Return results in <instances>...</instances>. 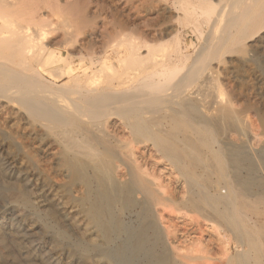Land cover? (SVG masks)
<instances>
[{
  "label": "bare ground",
  "instance_id": "6f19581e",
  "mask_svg": "<svg viewBox=\"0 0 264 264\" xmlns=\"http://www.w3.org/2000/svg\"><path fill=\"white\" fill-rule=\"evenodd\" d=\"M148 1L170 3V32L133 33L142 0L134 16L111 1L112 33L93 0H0V123L25 184L5 201L40 208L83 264H264V126L244 90L264 79V0ZM2 234L64 264L48 231L42 254L14 225L10 264Z\"/></svg>",
  "mask_w": 264,
  "mask_h": 264
},
{
  "label": "rangeland",
  "instance_id": "374dc122",
  "mask_svg": "<svg viewBox=\"0 0 264 264\" xmlns=\"http://www.w3.org/2000/svg\"><path fill=\"white\" fill-rule=\"evenodd\" d=\"M111 1H118V5L121 4V6H125L124 14H129V16L130 15L134 16V14L136 13L133 7V4H135L136 0H120V1L119 0H107V1L106 0H93L94 5L97 4V6L101 8V17L98 18V24L99 26L101 25L105 26L109 33H112L115 28V17L113 16L114 6L111 3ZM140 5H141L140 11L142 12V15L141 17L137 18L134 28H132L134 29V31L139 28L140 29L139 31L141 32L143 31L145 33H149V32L157 33L159 30H162L164 32H170L173 29L172 27L176 22L175 21L176 13L174 10H172L173 8L171 7L170 3L168 4L165 2H161L160 4L157 5V7L151 8L148 0H142V3ZM181 30L183 31L182 35L184 38V42L187 45L190 44L188 48V52L190 51V53L193 56L194 55L196 56V54H198L201 47L203 46L204 40H199L198 38L193 36L191 33H189L185 29L184 30L181 29ZM136 32L137 31L133 33L135 35H138V33ZM148 38H151V35H149ZM191 44L193 45L191 46ZM194 45H195V48H194ZM242 52H244V49H239L236 52L222 55L220 56L219 60L218 59L212 60L210 67L214 68L218 64L222 66L225 63L231 61L232 59H235V57L239 56ZM258 64H259L258 65L259 71L262 73L264 77V59L260 58L258 60ZM262 82H258L257 84H252V85H249V87L244 88V90L248 94H250L251 102L255 101V105L252 104L253 105L252 112H253L254 119L256 120L257 125L260 126V129H262L264 126L263 125V122H264V79ZM220 83L225 88H228V84H226V82L223 79L220 80ZM239 102L240 104H244L246 102L245 98H243ZM7 132H8V129L4 128L2 124L0 123V200H1L0 201V231L6 232L11 225H14L15 227H17V229L21 230L22 233L26 234L25 243H28V245L33 244V246L37 248L39 253L49 254L50 248H51L50 245L49 246L46 245L43 247H41L40 245H37V239L42 236V232L48 231V233L52 236V238L55 239L57 243L60 245V248L64 249L63 250L64 253H66L65 255L63 254L64 256L62 255V261H64V264H74V263L83 264V261L79 257L81 253L75 247L74 238L71 236H67V235H66L67 238L62 237L58 230V227L54 223H52V219L47 218L44 215V213H42L43 211H41L40 208H35V207L27 208L23 205H18L17 203H16L17 206L13 207L7 204V202L5 201L6 200L5 198L10 196L11 194L17 193L18 190L21 191L20 189L14 191L13 189H11V187L13 186H21L22 187L21 189L25 193V190H24L25 184L23 183V180L20 179L21 177L19 176V169L14 167L13 161L11 160L12 154L19 158L21 157V153L19 154L16 144L7 137L8 135ZM3 181H4V184H2ZM226 190H227L226 187L222 188V192H225ZM17 210L22 211L24 213V215L27 217V222L22 221L21 218L18 217L19 214ZM124 219L128 223L131 222L129 216H127ZM30 224L38 225L34 232L32 231L30 232V230H28ZM45 227L47 230L45 229ZM2 236L4 239V244L8 247V249H10V252L12 253V257L15 258L17 261H19L20 264H37L36 262L31 261L28 256L26 257L25 254H23L22 252H19L15 248L14 243H12L13 237L7 234H2ZM89 257L92 259L95 258L94 255H90ZM71 258L74 259V262L71 261ZM67 260L69 261L67 262ZM0 264H10L9 261L2 255L1 251H0Z\"/></svg>",
  "mask_w": 264,
  "mask_h": 264
}]
</instances>
